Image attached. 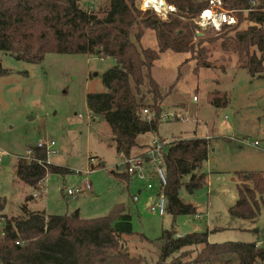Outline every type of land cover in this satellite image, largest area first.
<instances>
[{"label":"rangeland","instance_id":"obj_1","mask_svg":"<svg viewBox=\"0 0 264 264\" xmlns=\"http://www.w3.org/2000/svg\"><path fill=\"white\" fill-rule=\"evenodd\" d=\"M109 1L79 0L78 4L103 18ZM178 17L176 9L172 18ZM141 45L157 50L153 31H144ZM203 46L209 61L224 67L225 73L201 69L196 74L193 55L160 54L151 76L164 97L162 118L157 133L138 137L140 144L149 146L156 139L166 144L179 136L210 139L208 159L196 172L206 176V184L192 195L183 186L179 190L181 201L193 205L202 220L195 215L173 218L168 213L160 217L150 211L159 193L156 179H132L126 187L110 174L119 168L122 158L113 147L108 125L89 112L86 96L104 92L102 75L116 65L112 58L47 54L40 63L30 64L0 52V67L8 73L0 76V235L2 217L20 215L25 198L37 192L39 197L27 202L28 209L46 217L77 211L83 219H95L123 204L134 235L123 237L122 244L130 257L141 258L143 264L158 261L163 231L181 237L207 233L211 244L256 243L264 248L263 209L254 220L229 214L238 198L235 173L253 171L264 176V78L251 77L237 68L236 55L224 53L219 42ZM213 90L228 94L227 107L216 109L207 103L206 95ZM39 140L54 142L48 164L68 172L47 175L36 190L17 179L16 164ZM255 142L259 147L253 146ZM167 150L166 144L164 152ZM187 181L183 178L182 184ZM148 183L153 190H143ZM85 185L88 192L83 191ZM68 191L82 192L67 196ZM137 195L134 202L132 197ZM198 249L183 250L185 260L194 258Z\"/></svg>","mask_w":264,"mask_h":264},{"label":"trees","instance_id":"obj_2","mask_svg":"<svg viewBox=\"0 0 264 264\" xmlns=\"http://www.w3.org/2000/svg\"><path fill=\"white\" fill-rule=\"evenodd\" d=\"M164 1L178 10V18L169 16L168 21H161L149 11H140L136 0H110L103 18L82 10L79 0H0V52L30 64L40 63L47 54L112 58L116 65L102 75L104 92L88 94L86 105L93 117L108 125L116 153L129 159L132 150L139 147V136L158 132L164 97L151 69L160 54L172 51L193 55L196 74L201 69L225 73L224 67L209 61L203 46L219 42L224 53L236 55L237 68L251 77L264 78V0H256V10L251 12V0H223L225 10L236 11L237 26L218 32L207 29L198 38L192 21L180 18L193 20L208 7V0ZM145 30L154 32L157 50L141 45ZM7 74L0 67V76ZM206 101L222 109L228 106L229 97L226 92L213 90L207 93ZM167 145L162 157L167 179L166 213L173 218L196 215L192 205L179 199V190L183 186L192 195L206 184V176L196 172L208 159L210 139L177 137ZM27 151L41 163L17 160L16 177L24 185L38 190L47 175L68 172L48 164L43 150L33 147ZM110 174L126 187L133 179L123 169ZM235 177L238 198L229 214L254 220L260 209L264 211V176L244 171L236 172ZM183 178L188 179L184 184ZM31 200L32 196L25 198L20 215L2 217L0 264H143L123 247L122 238L134 235L131 216L123 204L116 205L107 216L83 219L77 211L47 217L30 212L27 202ZM159 241L156 264L264 263V248L256 247V243L211 244L207 233L177 237L173 231H163ZM192 247L200 249L186 261L183 250Z\"/></svg>","mask_w":264,"mask_h":264},{"label":"built area","instance_id":"obj_3","mask_svg":"<svg viewBox=\"0 0 264 264\" xmlns=\"http://www.w3.org/2000/svg\"><path fill=\"white\" fill-rule=\"evenodd\" d=\"M251 9L249 12L255 11L257 6L256 0L250 1ZM139 9L144 13L149 11L155 16H157L161 21H166L169 16H172L176 13V9L173 5L167 4L164 0H141ZM193 25L196 27L195 34L201 35V31L207 29H213L218 32L223 27L233 28L238 24V19L236 17V11L225 10L223 8V0H208V7L201 11L192 20ZM195 100V98L193 99ZM143 115L150 119V114L148 111H144ZM53 141H43L39 140L36 149L43 150L47 157L50 153V150L54 147ZM255 147H259V144L255 142L253 144ZM164 145L160 144L158 141H154L144 152L143 156L140 157H131L129 159H123L122 163L119 166V170L123 169L127 174H129L133 179H137L143 182H150L156 179L159 193L157 196L156 202L150 207L152 213L157 214L158 216H164L167 210V199L164 195V189L167 185V179L165 175V170L162 164V157L164 153ZM28 162H41L38 159L33 158L31 151H27L24 157H21ZM48 163V160H47ZM41 183L38 184V186ZM151 191L153 187L150 183L143 186V190ZM83 191L88 192L89 186L85 185ZM82 191H68L67 196H75ZM138 196H133V201H138ZM34 199H37L39 195L37 192L32 196ZM195 218L200 220L201 217L195 215ZM18 244V243H17ZM259 244H256V247Z\"/></svg>","mask_w":264,"mask_h":264},{"label":"crops","instance_id":"obj_4","mask_svg":"<svg viewBox=\"0 0 264 264\" xmlns=\"http://www.w3.org/2000/svg\"><path fill=\"white\" fill-rule=\"evenodd\" d=\"M154 79V78H153ZM155 80V79H154ZM156 81V80H155ZM157 82V81H156ZM162 108H163V104H162ZM180 137V136H179ZM182 138V137H181ZM154 141H158L160 144H162V145H166V144H168V143H166V144H164V142H162V141H159V140H154ZM136 143H137V145L139 146L137 149H135L137 152H135V153H133V150H132V157H140V156H143V154H144V152L146 151V149L149 147V145L148 144H140L139 142H138V138L136 139ZM150 144V143H149ZM146 147L145 149H142L141 147ZM28 197H30V196H28ZM33 198V197H32ZM180 199V198H179ZM33 200H35L34 198H33ZM181 200V199H180ZM193 206V205H192ZM27 208H28V205H27ZM29 210V209H28ZM30 211V210H29ZM30 212H38V211H30ZM40 213V212H39ZM197 215V214H196ZM199 216V215H198ZM200 220H202V218L200 219ZM177 237H181V236H179V235H177ZM159 247H160V245H159Z\"/></svg>","mask_w":264,"mask_h":264},{"label":"water","instance_id":"obj_5","mask_svg":"<svg viewBox=\"0 0 264 264\" xmlns=\"http://www.w3.org/2000/svg\"><path fill=\"white\" fill-rule=\"evenodd\" d=\"M102 166H103V164H102Z\"/></svg>","mask_w":264,"mask_h":264}]
</instances>
